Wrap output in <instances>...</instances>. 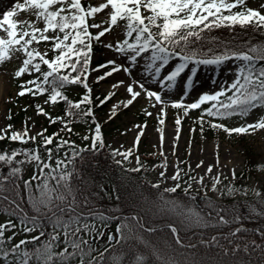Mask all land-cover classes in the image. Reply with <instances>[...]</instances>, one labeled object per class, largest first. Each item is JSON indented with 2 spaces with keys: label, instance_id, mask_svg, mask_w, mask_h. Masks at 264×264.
Masks as SVG:
<instances>
[{
  "label": "snow or ice",
  "instance_id": "6c2138e0",
  "mask_svg": "<svg viewBox=\"0 0 264 264\" xmlns=\"http://www.w3.org/2000/svg\"><path fill=\"white\" fill-rule=\"evenodd\" d=\"M18 11L30 12L33 20L14 19ZM104 13L107 19L100 23H90L97 14ZM42 22L43 27L38 24ZM123 25V39L104 44V47L113 50L124 63L114 59L104 64L91 67L94 44L100 43L102 38L111 33L115 27ZM236 26L242 30L251 27L254 32H264V4L258 8L249 7L247 0H104L97 6L82 3V0H23L17 3L11 11H5L0 19V65L12 59L17 53L23 57L20 66L14 71V78H21L24 74L32 79L19 85L18 96L25 94H47L46 104H66L65 117H51L40 105H36L38 115L49 118L50 123L60 121L62 130L71 133V124L84 118H91L95 125L92 135H85V141L90 144L80 146L70 139L60 137L56 132L46 135V129L36 135H29L27 122L23 132L11 131L9 124L5 129H0V140L9 139L13 142L27 144L41 138L40 144L34 148H17L9 152H0V167L7 166L6 175H0V213H7L8 219L0 222V264H185L174 255H168L152 240L157 229L146 226V221L138 214L118 217L115 234L107 233V243L101 250L94 241L105 236L104 229L113 217L108 216L98 209L91 201L90 194L77 186L75 178L79 174L77 161H83L84 153L98 152L105 147L100 123L96 122L93 114L91 88L88 80L91 72L101 69L103 75L97 76L96 82L110 77L113 73L123 71L131 77L132 82L126 85L129 99L121 103L125 108L132 105L138 97L144 95L151 102L152 107L160 106L157 120L160 127L159 155L164 161L153 167L163 168L159 176L161 180L171 179L174 186L164 188L159 193V202L153 203L155 212L160 215H173L177 223H168L166 227L174 237L176 245L194 248L195 245H183L179 236L180 226L197 228H219L233 223H240L243 219L239 214L233 213L231 218H226L216 211L217 207L209 199L208 205L212 211L207 213L194 205V197L187 204L176 200L166 199V193H175L181 188L184 170L175 166L171 177L167 173V156L164 152L165 134L164 124L167 115L166 108L182 110L183 117L192 110H200L199 117L194 121L200 125L203 134L204 125L211 129H219L231 134H251L257 130H264V115L258 117L254 123H244L238 127H228L220 122L234 116L247 117L257 108L264 109V43L240 44L223 42L220 48L204 49V42L216 44L218 38L205 37V32L226 28L234 32ZM95 29V33L91 31ZM50 42V48L41 51L34 45ZM49 52L52 56L49 57ZM169 71L165 70L174 61ZM235 61L234 79L225 82L217 91L205 92L191 103H185V97L193 84L196 74L195 66L190 68L191 75L186 77L184 92L179 100H167L165 92H171L178 79L185 74L190 65H222ZM46 66V67H45ZM136 67H142L144 79L137 80L132 77ZM158 84L160 91H155L147 86L149 82ZM124 81H118L112 87L124 86ZM70 85H81L85 94L78 101H73L66 95V88ZM139 89V90H137ZM108 93L100 104H104L114 96ZM208 105L207 107H202ZM116 105L113 106L110 119L115 116ZM145 115L152 113L145 110ZM182 116L175 119V137L172 145L175 155L180 138ZM11 116H9V119ZM139 129L132 148L123 152L113 150L112 156H120L121 160L115 162L123 164L133 156V149L138 148L144 130V125H136ZM195 131V128L192 129ZM10 133V134H9ZM55 142V149L50 147ZM191 146V141L189 142ZM155 147V146H154ZM41 149L46 153V158L41 155ZM62 149H66L61 157ZM23 156L24 159H17ZM137 167L130 169L139 172L145 165L139 156L135 157ZM34 165L33 173L29 179L22 181L24 199L33 214L26 211L20 202V180L23 166ZM203 161L196 165L201 167ZM190 167V166H189ZM213 171L209 165L207 173ZM236 178L235 170L232 172ZM224 179H227L226 177ZM189 181L203 185L204 177L198 179L188 176ZM6 182L10 187H6ZM33 182H36L35 184ZM222 183L218 173L212 178L211 190L217 191V186ZM159 189L160 183L151 185ZM192 188L187 183L184 192L187 194ZM242 191L240 188L227 186V191L221 195H232ZM247 194V189H244ZM260 197L261 192L255 191ZM264 204V201H261ZM215 211L213 217L212 212ZM251 213L264 216V210L258 211L253 207ZM13 217L16 221L13 222ZM243 224L230 231L227 235L212 236L208 241L201 243L218 247L222 255H235L238 250L248 252L250 249L264 248V245L255 241L244 242L237 234L247 232ZM264 236V231L255 229ZM11 232V235L6 233ZM37 235H31L32 233ZM28 234L15 243L12 241L18 234ZM223 239L229 248L220 245ZM239 240L240 242H237ZM62 244V247H61ZM171 247V245H169ZM191 264H196L192 261ZM218 264H226L219 261ZM233 264H245L244 261Z\"/></svg>",
  "mask_w": 264,
  "mask_h": 264
},
{
  "label": "rangeland",
  "instance_id": "374dc122",
  "mask_svg": "<svg viewBox=\"0 0 264 264\" xmlns=\"http://www.w3.org/2000/svg\"><path fill=\"white\" fill-rule=\"evenodd\" d=\"M23 0H0V19L3 18V13L5 11H11L15 8L17 3H22ZM104 2V0H92V6H97L99 3ZM249 7L258 8L260 4H264V0H247ZM17 20H33L35 19L34 15L30 12L18 11V15L13 17ZM107 19V16L104 13L97 14L94 19H90V23H100ZM39 27H43L42 22L38 24ZM95 33V29H91ZM123 25L121 24L118 27H115L114 30L106 34L100 43H96L97 48L93 50V56L91 61V67L95 68L97 65L104 64L110 59L116 60L118 63H124L123 58H121L116 52L104 47V44L115 43L117 39H123ZM0 35L4 33L0 32ZM38 47L41 51L45 48H50V42L41 43L40 45H34ZM51 53L49 52V55ZM51 57V56H49ZM100 58V63L98 62ZM178 60H174L168 68L167 71L171 69L174 63ZM18 63V58L13 56L12 59L5 62L3 65H0V129H5L8 125L6 122L7 116L10 112V109L14 107L12 105L14 97L17 95V89L13 86L12 75L15 69L16 64ZM235 61H229L222 65H190L189 69L186 70L185 74L182 75L177 82V86L171 92H165L164 98L167 100H179L184 92V82L188 75H191L190 68L195 66L197 68L196 74L193 76V84L189 90V94L184 98L185 103H191L198 96L205 92H214L217 91L222 84L225 82L230 83L234 79L235 72ZM110 69H101L100 71L91 72L88 80L89 87L93 93L102 95L104 98L108 93L114 92L115 95L112 96L110 100L105 102L97 110H93L94 117L96 122L101 125V132L104 134L105 141L111 147L112 150L118 149L123 152L129 148L133 147L135 137L139 129L135 127L136 125H144L145 122L147 127L144 130V135L141 137L138 148L133 149V156L130 157L129 161L124 163L128 164L131 167H136L135 157L140 156L142 153H149L152 156L147 159H143L148 165L154 163L160 164L164 161V157L159 155L160 151V133L157 131V128L160 127L157 120V114L160 111V106L152 107L151 102L145 98L144 95H141L137 98L136 101L127 108L123 106L122 101L129 99V95L126 91V85L132 82L131 77L127 76L123 71L113 73L110 77L105 78L99 83L96 82L97 76L103 75L104 71ZM132 77H135L137 80L144 79V74L142 67H136L132 72ZM149 82L147 86L155 91H160L158 84H153ZM124 81V86L122 89L116 88L113 91H107V87L110 86L113 82ZM80 88V87H78ZM139 90V89H137ZM47 98H42L41 103L45 111L52 117V113L55 111V105L46 104L45 101ZM101 100V99H100ZM100 103V101H99ZM116 105L115 116L109 118L113 109V106ZM207 107V106H205ZM145 110L152 113L151 116L145 115ZM166 117L164 134H165V144L164 152L167 156V173L168 177H171L175 171V166L179 165L181 169L184 170V175L182 177L181 188L184 189L187 186V183L192 184L191 190L198 194H208L216 199L222 197L221 192L224 191L222 183L217 186V191L211 190L212 178L215 177L218 173L221 175V181L225 182V188L227 191V186H232V172H235L240 168L242 163V142L250 144L253 151L256 153V164L254 172L248 177V180L244 186L240 189L242 191L235 192L232 195L233 197H242L246 195H255V191H258L260 185L264 183V130H257L254 133L248 134L245 133L244 137H241V134H231L224 132L219 129H211L207 124L204 125V132L201 134L200 125L194 123V121L199 117L200 110H192L189 112V115L183 117L182 110L173 109L170 106L166 108ZM177 115L183 117L181 124V133L180 138L176 141L177 148L175 155H173L172 145L175 137V119ZM264 115V109L257 108L250 112L247 117H244L242 120L239 119H226L220 122L225 123L228 127H238L244 123H254L258 117ZM49 120L47 116L38 115L37 111H29L25 115L24 119L20 120L13 126L12 131L23 132L25 129V122H27V128L29 129V135H36L45 129L44 122ZM95 125L92 123L86 128L79 130H73L72 133H69L66 139L75 141L77 145H87L91 141H85L83 137L85 135H92V130ZM195 128V131L192 129ZM217 134L213 137H208L209 133ZM47 135V134H46ZM7 139L0 140V152L7 151L10 153L12 149L24 148L20 147L18 143L15 142V145L9 143ZM41 138L37 137V140L33 143L31 148L36 147L40 144ZM191 141V146L189 142ZM31 142V141H29ZM18 146V147H17ZM29 147L27 143L26 147ZM155 146V147H154ZM55 149V144L50 145ZM41 155L46 158V153L41 149ZM61 157L63 153H60ZM114 157V156H113ZM115 159L121 160L122 157L115 156ZM17 159H24L23 156L17 157ZM203 161L201 167L197 168L196 165ZM155 164V165H156ZM209 165H213V171L207 173V168ZM190 166V167H189ZM34 165L26 164L23 166L21 173V180L29 179L33 173ZM163 168L156 167L148 171L145 174L146 179L151 183L159 182L165 188L174 186V182L169 178L161 180L159 173L163 171ZM196 177L197 179L201 176L204 177L203 185L196 183L194 180L189 181L188 176ZM227 179H224V178ZM21 181V184H22ZM34 184L36 182H33ZM23 187V184H22ZM244 189H247V194H244ZM7 213H0V222H4L8 219ZM116 229V227H115ZM11 235V232L6 233ZM26 234H18L14 240L15 243L19 239L24 238ZM107 242L95 243L100 249ZM62 247V244H61Z\"/></svg>",
  "mask_w": 264,
  "mask_h": 264
},
{
  "label": "trees",
  "instance_id": "16d2710c",
  "mask_svg": "<svg viewBox=\"0 0 264 264\" xmlns=\"http://www.w3.org/2000/svg\"><path fill=\"white\" fill-rule=\"evenodd\" d=\"M82 3L87 6L88 0H82ZM204 35L207 38H218L216 44L206 40L203 45L205 50L215 48L219 51L218 44L223 42H229L233 45L243 43L244 41H248L249 43H264V32H254L251 27L242 30L239 26H236L234 32L221 28L205 32ZM20 57L23 59L21 54ZM31 77L28 74H24L21 78L14 79L18 84L21 79L29 80ZM68 87L65 91L69 97ZM24 96L27 98L25 100L27 108H20L18 114H13L10 121H17L25 113L26 109H34L38 105L40 98L38 95L25 94ZM20 98L21 96H18L17 99ZM57 104L60 110L59 113H65L66 104L62 101ZM52 129L53 125H50L48 131L51 132ZM254 163V152L249 146L244 145L242 166L235 173L234 184L239 186L244 183L247 176L253 171ZM77 168L79 174L75 178V183L77 186L82 187L86 193L90 194L92 203L98 209L103 210L108 215L118 214L119 217L132 214L140 215L146 221V226L150 225L157 229L152 236L145 234L146 238L156 243L166 254L174 255L178 260L184 261L185 264H191L192 261H195L196 264H218L219 261H225L226 264H233L234 261H244L245 264H264V248L250 249L248 252L238 250L235 255L224 256L220 248L212 245L205 246V244L201 243V241L206 242L210 240L212 236L227 235L239 223L219 228L180 226L179 236L182 244L185 246L191 244L196 247L188 248L176 245L174 237L166 225L168 223H177V218L173 215H160L155 212L153 203L159 202V193L163 192V188H152L144 180L141 173L148 170L146 166L139 172L131 171L123 164L118 165L115 161L111 160L109 150L104 147L98 152L84 153L83 161H77ZM5 186L10 187L7 182ZM104 186H107V190H104ZM259 192L262 193L260 197L224 198L221 202H217L209 196H198L191 192L186 194L183 190L178 189L175 193H166L165 198L187 204L194 197V205L198 209H203L205 213L212 211L208 205L210 199L214 205L218 206L216 211H220V214L226 218H231L233 213L239 214L242 217H249L243 219L240 223H244L250 228L245 227L248 231L238 233L237 236L242 238L244 242L255 241L257 244L264 245V236L254 231V228L264 231V216L251 213L253 207L257 208L258 211L264 210V204H261V201H264V184L261 185ZM20 202L24 206L22 195ZM24 208L29 213H32L29 208ZM212 215L213 217L215 216V211L212 212ZM237 242L240 241L237 240ZM219 243L229 248L234 246L228 245L227 241L223 239Z\"/></svg>",
  "mask_w": 264,
  "mask_h": 264
},
{
  "label": "bare ground",
  "instance_id": "6f19581e",
  "mask_svg": "<svg viewBox=\"0 0 264 264\" xmlns=\"http://www.w3.org/2000/svg\"><path fill=\"white\" fill-rule=\"evenodd\" d=\"M115 83H116V82H113L112 84H110V86L107 87V91H113V90H115L116 88L114 89V88L112 87V85L115 84ZM122 87H123V86H120L118 89H122Z\"/></svg>",
  "mask_w": 264,
  "mask_h": 264
}]
</instances>
